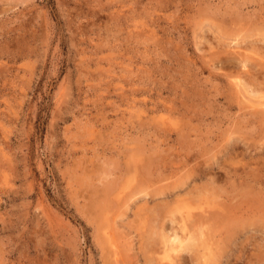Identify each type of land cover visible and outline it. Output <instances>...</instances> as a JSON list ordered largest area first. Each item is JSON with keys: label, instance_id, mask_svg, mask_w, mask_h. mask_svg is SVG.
I'll return each mask as SVG.
<instances>
[{"label": "rangeland", "instance_id": "obj_1", "mask_svg": "<svg viewBox=\"0 0 264 264\" xmlns=\"http://www.w3.org/2000/svg\"><path fill=\"white\" fill-rule=\"evenodd\" d=\"M0 264H264V0H0Z\"/></svg>", "mask_w": 264, "mask_h": 264}, {"label": "bare ground", "instance_id": "obj_2", "mask_svg": "<svg viewBox=\"0 0 264 264\" xmlns=\"http://www.w3.org/2000/svg\"><path fill=\"white\" fill-rule=\"evenodd\" d=\"M257 53V52H256ZM249 83V82H248ZM253 85V84H252ZM259 85V84H258ZM254 89V88H253ZM249 101H251V100H249ZM261 103V102H260ZM262 109V108H261ZM262 111V110H261ZM263 116V115H262ZM190 216V215H189ZM196 217V216H195ZM199 218H201V217H199ZM193 222H194V220H193ZM205 225V224H204ZM189 231V230H188ZM169 238V237H168ZM177 238L175 237V238H173V240H176Z\"/></svg>", "mask_w": 264, "mask_h": 264}]
</instances>
